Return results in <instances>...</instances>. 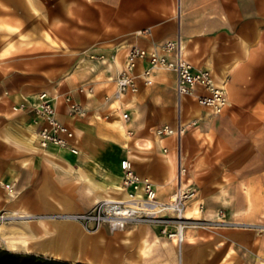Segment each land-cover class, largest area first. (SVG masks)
<instances>
[{
    "label": "crops",
    "instance_id": "crops-1",
    "mask_svg": "<svg viewBox=\"0 0 264 264\" xmlns=\"http://www.w3.org/2000/svg\"><path fill=\"white\" fill-rule=\"evenodd\" d=\"M0 1L13 10L7 13L0 7V17L15 18L19 14V0ZM89 1L93 12L100 14L95 4L100 5L115 27L114 31L103 32V39L92 42L93 57L88 53L78 56L73 67L63 73L51 72L50 64L37 73L0 69V195L12 190L15 193L11 203L0 200V210L32 214L86 211L105 197L125 196L122 161L130 159L140 175L154 182L163 200L175 192L181 161L187 168L185 185L199 188L198 197L190 207L202 200L207 216L225 207L236 220L259 218L261 202L255 193L253 172H245L244 168L226 161L242 155L224 149L229 139L225 140L221 127L225 120L245 128L256 127L257 122L264 120V0ZM55 10L46 8L45 14L52 16ZM175 39H180L181 54L196 68L212 70L217 82L227 89L230 100L228 108L221 115L214 114L216 117L211 116L213 112L208 108L199 106L202 114H193L197 125L187 135L184 128L181 150L176 135L160 137L156 133L164 123L176 127L178 121L174 70L154 68L151 81L147 82L144 72L150 61L139 60L137 94H127L118 100L117 107L105 98L117 87V78L126 65L131 46L150 49ZM47 46L42 50L29 46L27 60L38 61L37 57H41L36 55L38 51L46 56ZM12 62L17 61L12 59ZM81 85H91L94 90L80 92ZM43 90L56 97L58 117L76 129L78 137L73 142L80 150L78 154L68 149L40 147L41 123L32 106ZM68 96L83 104L87 109L84 116L70 114ZM23 103L26 106L22 107ZM186 109L184 104L183 119ZM260 117L263 118L257 120ZM120 121L126 125L124 132ZM229 175L236 178L231 180ZM45 219L53 229L55 240L66 241L67 247H63L58 258L91 262L80 257L84 253V229L79 222ZM69 224L74 232L68 231ZM32 225L38 226V219L21 218L0 225V243L13 251L29 252L23 240H36L39 236ZM129 229H134L133 242L130 245L124 242V262L129 258L140 264H179L177 245L159 228ZM188 231L190 238L184 244L187 264H264V232L245 228H188ZM126 233L111 236L123 239ZM144 237L152 248L146 257H141L139 244Z\"/></svg>",
    "mask_w": 264,
    "mask_h": 264
},
{
    "label": "rangeland",
    "instance_id": "rangeland-1",
    "mask_svg": "<svg viewBox=\"0 0 264 264\" xmlns=\"http://www.w3.org/2000/svg\"><path fill=\"white\" fill-rule=\"evenodd\" d=\"M91 6L93 5L89 0H33V5L30 2V0L28 1L19 0L20 12L19 14H16L15 18L11 17V15L0 17V45L2 43L4 44L9 39H13V45L4 51L5 54L2 57L0 56V69L5 72H11L15 70H27L37 73L44 69V65L50 64L52 67L51 72L59 71L63 73L66 70H70L73 67L74 65L73 61L78 56L85 55L88 53L89 54L88 56L93 57L94 53L92 54V52L95 49L94 48L95 46H91L92 42H95V39L97 38L103 39L102 33L114 31L115 27L114 24H112L113 21H110L111 16H109L108 13H106L100 5L95 4V7L98 6L97 8L100 10V14L98 15L95 14V12H93ZM0 7L3 8L4 11L7 13H11V11H13L9 6L3 4L1 1H0ZM34 7H36L42 13L41 16L38 15ZM46 8H53V9L57 8V10H55L52 16H49L45 14ZM17 29L21 31V34H19L16 31ZM45 44L48 45L47 55L44 56L43 51L42 52L38 51L36 55H41V57H37V60L38 59L39 60L36 62H29L27 60L29 46H32V48L42 50L45 48L44 47ZM0 52H2V49L0 50ZM12 59L16 60L17 62H12ZM60 59L62 61H60ZM44 60H46V63L44 62ZM160 68L169 69L166 67H160ZM41 80L42 79L40 78L39 81ZM86 86L90 87L91 85H86ZM116 90L117 87L113 92L107 93L105 95L106 102L109 104H114L113 105L114 107H117L119 105L118 100L124 98L127 94L136 95L137 92L139 91V88L135 92L128 91L122 96H116ZM79 91H80V86H79ZM87 92L92 93L90 91ZM181 96L182 94L179 93L178 120H182L183 122L185 120L187 123L185 124L184 127H181V130H178L179 131L178 147L180 148V150L182 148V137L184 134V128H186L185 135H187L188 132L192 128H194L195 125H197V122H195L196 120L192 119L193 114L197 113L201 115L202 114L200 111L201 106L208 108L207 106L200 104L198 101H194L190 99L188 96L187 97L189 99L185 98L182 99L181 101ZM184 104H185V108L187 106L188 109L185 110L184 119H183ZM229 105H230V100H229ZM228 106L226 108H228ZM208 110L211 113L210 108H208ZM223 112L216 115L217 116L221 115L223 114ZM216 115H214V113L211 114V116L213 117H216ZM262 118L263 117H260L257 120ZM259 123L261 124L259 125ZM164 124L171 125V123H164ZM223 124L224 125L221 127V130L223 131L225 140H227V138L229 139V142L227 140L228 142V144L226 145L227 147L224 149L229 150L230 153L242 155L241 157L238 158L226 159V161L230 162V164H232L233 166H237L238 168H244L243 170L245 172H253L252 176L256 181L255 193L259 196L261 202V206L259 207L260 216L259 218L253 221L236 220L231 217L227 208L225 207L219 208L216 210L215 214L207 216L205 215L206 204L204 201L199 200L195 203L194 207H190L191 203L195 201L198 197L199 188L197 189L194 188L196 190V194L188 203L187 211L189 212L188 214L189 216L186 219L188 222L185 221L184 223L191 225L189 226V228H204V229H212V230H221L226 228L228 229L245 228V229L256 230L258 232L263 233L264 232V120L257 122L259 126L257 125L256 127L253 128H245L242 127V124L239 123L235 124L232 121H226V120L223 122ZM161 126L157 128L156 133L158 136L163 137L166 135L159 134V128ZM197 133L199 136L200 135L203 136L200 131H197ZM244 176L246 177L247 174L245 173ZM228 177L229 178L231 177V180L236 178L234 175L231 176L229 175ZM190 183H192L190 185H193V182L191 180ZM3 200L8 202V199H3ZM72 212H78V211H57L53 213L47 212V213L32 214L18 210L14 211V210L2 209L0 210V225H4L6 223H12L15 221L17 222V220L21 218L39 219V218L55 217V219L67 220V218H65L64 215ZM3 214H6L8 216L2 217ZM1 221H5V222H1ZM80 224L82 225L85 232L88 231V229L82 223ZM140 226L142 227L155 226L159 228V231H161L165 236H167L163 232L162 229L163 226L159 223H154V222H144L141 220L134 221L130 223L125 229H122L123 231L122 230L112 231L109 225H103L98 230H94L97 231L95 232V235H97L95 236L96 237L95 256L92 254L91 245L88 244L85 245L84 253L80 257L84 260H92L95 262V264H102L103 262H104L103 264H111V263L123 264L125 260L124 250H123L124 242L122 241V238L113 240L111 235L117 233H124L130 227H140ZM0 248L9 249L3 243L2 244L0 243ZM20 252H24V251L20 250Z\"/></svg>",
    "mask_w": 264,
    "mask_h": 264
},
{
    "label": "built area",
    "instance_id": "built-area-1",
    "mask_svg": "<svg viewBox=\"0 0 264 264\" xmlns=\"http://www.w3.org/2000/svg\"><path fill=\"white\" fill-rule=\"evenodd\" d=\"M180 43V39H175L159 43L150 49L138 45L131 46L127 53L126 65L117 78L116 96L138 90L137 63L139 60L149 59L150 66L144 72L146 81H149L154 68L172 69L177 74L178 94L195 97L200 104L210 108L214 114L222 113L229 105L227 89L217 82L212 70L196 68L187 60L181 54ZM93 89L92 86H80V91L83 92H93ZM36 97L37 101L32 107L36 112L37 121L41 123L38 132L40 147L68 149L78 154L80 150L73 142V139L78 137V133L75 128L58 117L56 97L48 90L39 92ZM66 101L71 115L84 116L87 113V109L80 102L71 97H67ZM21 106H26V103ZM15 109H20V106H15ZM159 134L178 137L179 131L175 126L164 124L159 128ZM122 169L125 196L104 198L89 210L68 213L64 215L65 218L82 223L90 231L98 230L103 225H109L112 231L122 230L138 220L159 223L168 237L177 238L182 244L186 223L181 225V221H187L183 219V215L189 201L196 194L194 188H188L185 185L186 166L180 161L177 187L168 200H162L159 197L158 188L154 182L140 175L134 169L130 159L122 161ZM7 187L10 188V184H7ZM142 201H153L157 206L149 208L141 205ZM134 202L137 203L134 204Z\"/></svg>",
    "mask_w": 264,
    "mask_h": 264
},
{
    "label": "bare ground",
    "instance_id": "bare-ground-1",
    "mask_svg": "<svg viewBox=\"0 0 264 264\" xmlns=\"http://www.w3.org/2000/svg\"><path fill=\"white\" fill-rule=\"evenodd\" d=\"M28 1V0H27ZM30 2L32 3V5H33V0H30ZM33 9V8H32ZM34 9H35V11L38 13V15H42V13L36 8V7H34ZM13 29V28H12ZM19 34H21V31L19 30V29H17L16 30ZM13 45V39H9V40H7L5 43H4V45H3V47H2V52H0L1 53V57L5 54V50H7L10 46H12ZM4 49V50H3ZM182 94V96H181V101H182V99H185V96L183 95V93H181ZM120 96V95H119ZM189 99V98H188ZM34 100V99H33ZM189 104V103H188ZM187 107V106H186ZM186 109V108H185ZM194 109V108H193ZM188 111H190V110H188ZM192 111V110H191ZM197 112V111H196ZM190 113V112H189ZM193 113V112H192ZM197 114H194V116H196ZM202 117V116H201ZM119 124L121 125V128H122V130H123V132L124 131H126V125L122 122V121H120L119 122ZM185 126V122H183L182 120H178L177 121V124H176V127L178 128V130H181V127H184ZM128 131V130H127ZM149 139V138H148ZM155 140V139H154ZM151 141V140H150ZM152 146V145H151ZM141 150V149H140ZM65 152V151H64ZM62 152H60V154H61ZM107 167V166H106ZM13 176V175H12ZM7 177V176H6ZM2 181V180H1ZM113 188V187H112ZM123 194V193H122ZM14 197H15V193H14V191L12 190L11 192H8V193H5L4 195H0V200H3V199H8V203H11L12 201H13V199H14ZM105 198H112V197H105ZM170 198V197H169ZM163 200V199H162ZM51 201V200H50ZM58 203V202H57ZM137 202H134V204H136ZM140 204V203H139ZM141 205H143V206H146V207H156L157 205L155 204V202H144V201H142L141 202ZM189 214V212L187 211V209H186V211H185V213H184V215H183V219H187L188 218V215ZM26 215V214H25ZM5 216H8V215H6V214H4V215H2V217H5ZM55 217H53V219H54ZM56 220H58V219H56ZM65 221H68V222H77V221H75V220H72V219H67V220H65ZM1 222H5V221H1ZM184 222L185 221H181V225L182 224H184ZM20 224V223H19ZM10 225V224H9ZM12 225V224H11ZM15 225H16V223H15ZM56 225V224H55ZM185 225V228H184V242L181 244L180 242H179V240L177 239V238H170L171 239V241L173 242V244H176L177 245V247H178V250H179V264H187V256H186V254L184 253V244L186 243V239H188V238H190V234H189V231H188V228H189V226H191V225H189V224H184ZM19 226V225H18ZM33 226V228L35 229V230H37L38 231V233H39V236H38V238L36 239V240H33V239H31V238H25L24 240H23V244L28 248V251L29 252H35L36 250H39V251H48V252H51V253H53V254H56V255H54L55 257H61V255H60V252L63 250V247H67V245H66V241L64 240V239H56L55 240V235H52L53 234V229L49 226V224H48V222L46 221V219L45 218H39L38 219V226H36V225H32ZM13 227V226H12ZM23 228V227H22ZM72 228H74V227H72L71 226V224H69V226H68V231H73L74 232V230L72 229ZM41 229H42V231L43 232H41ZM55 230H57V233H58V227H56L55 228ZM134 229H127L126 230V234L123 236V239H122V241L123 242H125L126 244H128V245H130V244H132V239H131V235H134L133 234V231ZM8 231V230H7ZM10 231V230H9ZM8 231V232H9ZM12 231V230H11ZM118 231V230H117ZM123 231V230H122ZM121 231V232H122ZM13 232V231H12ZM19 232V231H18ZM17 232V233H18ZM89 232V233H88ZM95 232H97V231H90V230H88V231H83V238H82V242H83V250L82 251H84V249H85V245H88V244H90L91 245V247H92V254L95 256V236H97V235H95ZM4 233H5V231H4ZM14 233H15V231H14ZM9 234V233H8ZM11 234V233H10ZM46 234H50V235H47V236H45ZM16 235V234H15ZM31 235H33V234H31ZM25 236V235H24ZM99 236H102V235H99ZM12 237V236H11ZM141 237H143V236H141ZM9 239H15V238H9ZM114 239V238H113ZM118 239H120V238H118ZM136 241V240H135ZM139 241V240H138ZM110 243V242H109ZM122 243V242H121ZM18 244V241H16V245ZM140 246H139V256H141V257H146L148 254H149V252L151 251V248H152V246L150 245V243L148 242V239L147 238H143L142 239V243L141 244H139ZM113 248V247H112ZM118 248V247H117ZM115 249V248H114ZM119 249V248H118ZM127 249V248H126ZM14 250H17V249H14ZM136 250H137V248H136ZM128 252V251H127ZM43 253V252H42ZM120 253V252H119ZM136 254H138V252L136 253ZM125 255V254H124ZM135 254H133V256H134ZM137 256V255H136ZM135 257V256H134ZM122 258V257H121ZM140 258V257H139ZM105 259V258H104ZM123 260V259H122ZM89 261H91V262H93L92 260H89ZM104 263V262H103ZM102 263V264H103ZM112 264V263H111ZM124 264H140L138 261H136L135 259L133 260V259H127V261L126 262H124Z\"/></svg>",
    "mask_w": 264,
    "mask_h": 264
},
{
    "label": "trees",
    "instance_id": "trees-1",
    "mask_svg": "<svg viewBox=\"0 0 264 264\" xmlns=\"http://www.w3.org/2000/svg\"><path fill=\"white\" fill-rule=\"evenodd\" d=\"M0 264H95L85 261L48 256L35 252H17L7 248H0Z\"/></svg>",
    "mask_w": 264,
    "mask_h": 264
}]
</instances>
